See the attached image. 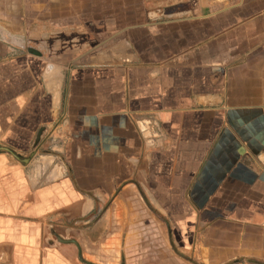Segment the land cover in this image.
Listing matches in <instances>:
<instances>
[{
	"label": "crops",
	"instance_id": "obj_1",
	"mask_svg": "<svg viewBox=\"0 0 264 264\" xmlns=\"http://www.w3.org/2000/svg\"><path fill=\"white\" fill-rule=\"evenodd\" d=\"M133 192L264 264V0H0V264H93Z\"/></svg>",
	"mask_w": 264,
	"mask_h": 264
},
{
	"label": "rangeland",
	"instance_id": "obj_2",
	"mask_svg": "<svg viewBox=\"0 0 264 264\" xmlns=\"http://www.w3.org/2000/svg\"><path fill=\"white\" fill-rule=\"evenodd\" d=\"M148 206L136 192L126 193L125 202L111 213L108 232L99 245L83 247V258L93 264H201L208 259L207 252L192 248L182 249L178 237L166 236L160 221L148 211ZM115 213V214H114ZM113 214L115 217H113ZM148 229L153 230L148 235Z\"/></svg>",
	"mask_w": 264,
	"mask_h": 264
}]
</instances>
